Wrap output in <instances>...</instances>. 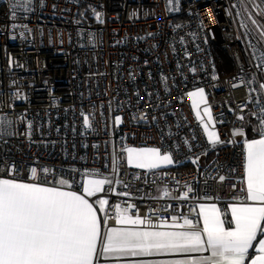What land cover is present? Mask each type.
<instances>
[{
  "label": "built area",
  "instance_id": "1",
  "mask_svg": "<svg viewBox=\"0 0 264 264\" xmlns=\"http://www.w3.org/2000/svg\"><path fill=\"white\" fill-rule=\"evenodd\" d=\"M16 3L0 0V178L54 187L63 179L77 193L86 173L109 179L92 199L109 201L107 228L118 226L116 204L135 205L129 214L157 229L173 215L197 221L199 200L243 198V141L232 133L259 123L264 29L249 16L264 24V0H31L13 18ZM217 51L232 64L224 73ZM199 88L215 146L187 95ZM129 147L158 148L173 164L133 168Z\"/></svg>",
  "mask_w": 264,
  "mask_h": 264
},
{
  "label": "snow or ice",
  "instance_id": "2",
  "mask_svg": "<svg viewBox=\"0 0 264 264\" xmlns=\"http://www.w3.org/2000/svg\"><path fill=\"white\" fill-rule=\"evenodd\" d=\"M171 2V0H170ZM31 0H17L15 8L31 11ZM258 15L264 16V10ZM99 20L100 14L96 13ZM251 23L264 29V24L249 16ZM264 37V30L260 32ZM264 64V56L261 58ZM194 71V69H193ZM236 85H234L235 87ZM264 90V84H260ZM192 99L196 118L200 121L209 143L213 146L222 143L214 129L215 121L207 106L203 88L187 94ZM200 104H204L201 115ZM259 123L255 131L259 138L245 139L244 183L246 201L229 205L230 226L226 227L225 213L216 204H200L197 213L199 221L188 216H171V222L161 220L159 227L170 231L149 230L150 221L139 215H130L135 205L122 208L115 205V224L120 227L107 228L101 232L100 213H106L109 201L98 200L99 209L86 199L103 192L109 179H94L96 173L85 174L83 194L63 190L62 187L45 186L39 183H26L12 178H0V264H99L104 256H151L160 254H202L188 259L157 262V264H264V105L259 108ZM256 115V113H253ZM207 116V122L204 120ZM244 120L243 116L238 117ZM0 123H3L0 121ZM116 123L121 118L116 117ZM84 125L90 127L88 116ZM233 136H245L237 129ZM235 143V141H230ZM129 166L139 169H158L173 164L171 154H161L158 148H125ZM195 163V161H193ZM115 163V161H114ZM45 173L48 169L43 170ZM37 179V170H31ZM220 181L225 177L221 176ZM119 183V181H117ZM61 186L68 181L61 179ZM192 188L183 193L180 199H187ZM128 196L129 193H119ZM165 196L170 195L167 190ZM237 199H240L237 197ZM182 222H179L181 221ZM202 221V228L199 223ZM107 226L108 218L103 221ZM149 225V228H140ZM131 226V227H129ZM255 242V243H254ZM99 247V250H98ZM254 249L255 254L250 253ZM140 264H153L142 261Z\"/></svg>",
  "mask_w": 264,
  "mask_h": 264
},
{
  "label": "crops",
  "instance_id": "3",
  "mask_svg": "<svg viewBox=\"0 0 264 264\" xmlns=\"http://www.w3.org/2000/svg\"><path fill=\"white\" fill-rule=\"evenodd\" d=\"M261 99H262L261 101H262V103L264 105V91H263V96L261 95ZM238 138H240L242 141H244L245 139H253V138H259V137H258V135H256L255 137H249L248 138L245 135L243 137H241V136L239 137L238 136ZM171 166H172V164L171 165L162 166L161 168H158V169L169 168ZM133 168H135V167H133ZM243 181H244V178H243V180L241 182V186H242L245 194H244L243 198L241 200H239V201L229 202V203L225 204L223 207L221 205H219L218 203L213 202V201H203V200L197 201L195 203V205H194V211H195V215L197 217V221L200 220V218L197 215V213L199 211V205L200 204H202V203L203 204H209V205L210 204H216V206L218 208H220L223 213L226 214L225 217H224V219L226 221V227L230 226L228 224V221H230L231 217H230V211H229V207L228 206L231 205V204H237V203H242V202L243 203H251L249 201H246V199H244L246 197V191H245L246 184ZM59 187H62L63 190H70L68 188V186H59ZM78 194H83V189L81 190V193H78ZM97 194L94 195V196H90V197L86 196V199H88L89 202L92 203L93 206L95 208H97V210H98L99 208L95 204H96V201H97V199L99 197H97L96 199L92 200L95 196H97ZM98 216H100V218H101V232H102V235H103V229L105 228L104 223H103L104 217L102 216L101 213H99V211H98ZM180 222H182V221H180ZM116 227H120V226L118 225ZM129 227H131V226H129ZM139 227L142 228V229L144 228L142 225L139 226ZM199 227L202 228V221H200ZM160 229H161V231L173 230V229H170V228H161V227H160ZM160 229H157V230H160ZM259 238H264V237H261V236L258 235V239ZM98 250H99V247H98ZM250 253L251 254H255L254 249H250ZM199 255L207 256V255H210V252H205V253H202V254H195L194 253V254H186V255H181V254H160V255H151V256H118V257L117 256H109L107 258H105V257L102 258V256H101L99 258V264H140V262H142V261H149V262H153V264H157V262L171 261V260H177V259H188V258H193V257L199 256Z\"/></svg>",
  "mask_w": 264,
  "mask_h": 264
},
{
  "label": "trees",
  "instance_id": "4",
  "mask_svg": "<svg viewBox=\"0 0 264 264\" xmlns=\"http://www.w3.org/2000/svg\"><path fill=\"white\" fill-rule=\"evenodd\" d=\"M216 57V64H217V69L218 71L224 73L225 69H224V66L221 65V61H223L225 58V56L223 55H218V53L215 55ZM224 62V61H223ZM258 126L257 122L255 121H248V123L246 124V127L245 129L243 130L245 132V135L249 138V137H255L257 135L255 129L256 127ZM215 154V151H211L207 154L206 158H205V161H209L213 158ZM170 168V167H169Z\"/></svg>",
  "mask_w": 264,
  "mask_h": 264
},
{
  "label": "rangeland",
  "instance_id": "5",
  "mask_svg": "<svg viewBox=\"0 0 264 264\" xmlns=\"http://www.w3.org/2000/svg\"><path fill=\"white\" fill-rule=\"evenodd\" d=\"M246 18H248L247 16H245ZM217 53H218V55H222L223 56V54L220 52V51H217ZM226 58V57H225ZM224 61V62H223ZM223 61H221L220 63H221V65L222 66H224V69H231L232 68V64H231V62L230 61H228L227 59H224ZM261 95L263 96V90L261 91ZM206 118H207V116H205ZM240 137V136H239ZM244 142V141H243ZM61 186V185H60ZM64 186H67V185H64ZM83 189V188H82ZM100 198H98L97 199V201H96V206L99 208V204H98V200H99ZM100 213V212H99ZM102 214V216L104 217V213H101ZM105 226V225H104ZM162 228V227H161ZM157 229H160V228H157ZM157 229H149V230H157ZM161 230V229H160ZM106 232H107V227L105 226V228L103 229V234H106ZM181 255H186V254H181ZM104 256H102V258H103Z\"/></svg>",
  "mask_w": 264,
  "mask_h": 264
}]
</instances>
